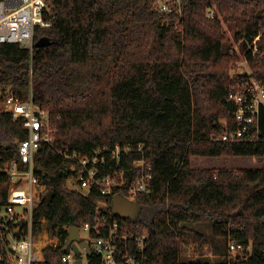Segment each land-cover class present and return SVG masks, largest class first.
Here are the masks:
<instances>
[{"label": "trees", "instance_id": "obj_1", "mask_svg": "<svg viewBox=\"0 0 264 264\" xmlns=\"http://www.w3.org/2000/svg\"><path fill=\"white\" fill-rule=\"evenodd\" d=\"M45 18L34 46L0 43V104L2 96L30 97L50 113L56 142L45 143L35 154V172L47 192L35 209V221L45 217L61 244L44 248L41 264H64V244L71 226L93 223L98 201L94 186L88 195L78 185L75 162L65 147L93 156L97 150L121 147L119 159L101 166L100 174L124 171L133 176V161L148 149L153 164L152 192L137 202L136 222L149 228L144 264H228L197 257L181 259V240L202 232L191 223L211 222L215 237L233 231L252 241L251 264H264V166L261 168L194 167L192 157L264 156V107L258 142H226L234 126L235 106L227 101L240 60L224 24L235 41L261 35L264 51V0H184L180 25L166 24V15L153 0H47ZM215 5L217 14L208 16ZM174 16V15H173ZM243 49L246 43H243ZM252 75L264 81V57L248 54ZM239 79L250 74L238 73ZM28 136L20 119L0 110V201L7 196L9 165L20 160L17 141ZM130 146L129 152L124 148ZM125 195L123 191L118 192ZM113 196L107 197L113 211ZM129 221H133L128 218ZM235 226V227H234ZM91 262H98L92 255Z\"/></svg>", "mask_w": 264, "mask_h": 264}, {"label": "built area", "instance_id": "obj_2", "mask_svg": "<svg viewBox=\"0 0 264 264\" xmlns=\"http://www.w3.org/2000/svg\"><path fill=\"white\" fill-rule=\"evenodd\" d=\"M183 2L184 0H153V7L166 15V24L174 23L179 26L183 17ZM47 9V0H0V43H19L33 51L37 29L52 25L44 16ZM216 14L215 5L210 6L208 16L215 17ZM261 35L258 34L252 41L245 38L237 43L235 41L232 53L242 54L246 63H249V53L262 59L264 51L259 45ZM243 43H246L245 49L242 47ZM238 73H247L250 77L241 80ZM232 75L236 84L229 92L227 101L235 106L234 126L230 127L226 123L227 129L221 139L231 143L258 142L262 139L259 122L264 107V81L252 75V68L234 70ZM2 97L0 110L20 119L28 136L17 141L25 168H21L20 160H15L7 169L11 184L6 198L0 201V264H41L45 261L44 248L49 245L56 247L61 242L56 236L49 243L51 237L48 232L46 240H42L39 235L45 230L44 222L47 219L43 217L40 222H36L35 209L46 194L47 186L40 182L35 172V154L45 143L56 142L57 130L51 122L50 113L38 106L32 97L26 100H19L13 94ZM129 149L131 147L128 145L124 151L129 152ZM137 150L141 152V156L133 161V178L129 183L124 171L100 174L101 166L108 162L105 151L110 152V159H119V145L114 149L97 150L93 156L71 152L65 147L60 150L66 158L75 162L74 169L78 168V190L88 195L92 187L96 186L104 196L98 201L94 222H87L79 227L81 239L74 242L80 251L77 252L72 244L67 245L68 239L64 244V264H78L79 259L82 260L81 264H144L146 261L149 228L136 220L129 221L128 218L115 216L107 201V197L121 191L134 201L139 196L152 192L153 164L146 155L148 149L144 143H139ZM1 159L0 155V162ZM23 219L25 223L21 225ZM225 237L228 264H251L252 241H241L239 236H234L231 228ZM80 241H86L92 253L82 247ZM92 255L97 256L98 262H91Z\"/></svg>", "mask_w": 264, "mask_h": 264}, {"label": "rangeland", "instance_id": "obj_3", "mask_svg": "<svg viewBox=\"0 0 264 264\" xmlns=\"http://www.w3.org/2000/svg\"><path fill=\"white\" fill-rule=\"evenodd\" d=\"M224 31H226L232 46L234 45V31L228 24H224ZM237 43V41L235 42ZM240 60L235 67V70H251L249 63H246L242 54L237 53ZM256 157V158H252ZM192 165L194 167H218V168H261L264 166V156H203L196 155L192 157ZM75 183V182H74ZM70 181L71 188H78V185ZM44 229L39 234L42 240H46V235L51 237L49 243L54 241L56 236L50 233L47 227V222H44ZM196 230L203 233L204 238L201 240L194 233H188L183 236L181 240V259L184 262H190L197 257H206L211 262H228L227 258V238L224 236L215 237L213 235V224L211 222L191 223ZM47 228V230H46ZM38 235V236H39Z\"/></svg>", "mask_w": 264, "mask_h": 264}, {"label": "water", "instance_id": "obj_4", "mask_svg": "<svg viewBox=\"0 0 264 264\" xmlns=\"http://www.w3.org/2000/svg\"><path fill=\"white\" fill-rule=\"evenodd\" d=\"M52 43V40L48 36H43L39 38L35 46L37 47H42L46 46ZM237 76V75H235ZM141 212V205L134 200L129 199L122 193H116L113 196V214L117 217L121 218H130L132 220H136ZM25 223V220H21V225ZM79 230L80 228L78 226H71L70 231H69V237L67 241V245L72 244V247L79 252L80 248L74 242L75 240H80V235H79ZM80 245L82 247H85L89 253H92L89 244L86 241H80ZM82 260L79 259L78 264H81Z\"/></svg>", "mask_w": 264, "mask_h": 264}, {"label": "crops", "instance_id": "obj_5", "mask_svg": "<svg viewBox=\"0 0 264 264\" xmlns=\"http://www.w3.org/2000/svg\"><path fill=\"white\" fill-rule=\"evenodd\" d=\"M252 158H256V157H252ZM210 167H212V166H210ZM214 168H216V167H214ZM218 168V167H217ZM242 168H245L244 166L242 167ZM219 169V168H218Z\"/></svg>", "mask_w": 264, "mask_h": 264}]
</instances>
